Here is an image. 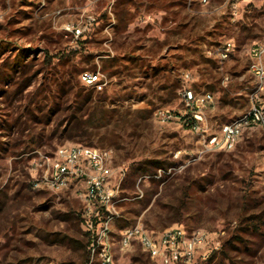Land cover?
Returning a JSON list of instances; mask_svg holds the SVG:
<instances>
[{
	"label": "rangeland",
	"instance_id": "rangeland-1",
	"mask_svg": "<svg viewBox=\"0 0 264 264\" xmlns=\"http://www.w3.org/2000/svg\"><path fill=\"white\" fill-rule=\"evenodd\" d=\"M90 15L91 29L76 37ZM227 41L233 50L221 61ZM261 43L264 0H0V264H89L85 180L54 183L40 156L69 145L110 151L107 186L119 184L120 200L114 264H163L137 242L119 247V228L139 221L155 236L175 225L208 232L190 263L206 264L237 226L241 195L264 212V128L246 130L231 151L208 144L254 101L250 51ZM72 68L73 91H91L87 102L55 82ZM84 71L99 72L101 83L83 84ZM187 89L213 96L198 123L182 99ZM37 92L57 97L48 123L26 118ZM72 110L79 128L69 134ZM252 264H264V244Z\"/></svg>",
	"mask_w": 264,
	"mask_h": 264
},
{
	"label": "built area",
	"instance_id": "built-area-1",
	"mask_svg": "<svg viewBox=\"0 0 264 264\" xmlns=\"http://www.w3.org/2000/svg\"><path fill=\"white\" fill-rule=\"evenodd\" d=\"M206 2L207 0H201ZM96 19L90 15L77 28H74L76 37L82 35L85 30H90ZM233 50L231 41L224 42L217 50V56L221 61L227 60ZM249 71L256 81L252 93L254 100L244 114L221 126L220 135L212 136L208 144L212 149L231 151L235 148L240 137L246 130L264 128V105L258 103L259 96L264 94V43L255 45L251 51ZM81 82L87 86L99 85L102 75L99 72L84 71L79 76ZM182 99L185 107L197 123L202 120V106L213 103L210 93L201 96L192 90H184ZM163 121L171 118L168 110L160 112ZM200 127L194 126L197 131ZM48 167V172L53 171V182L65 184L64 179L83 178L86 183V209L83 229L88 232V256L89 264H114L113 235L120 214L117 205L118 186L109 190L107 179L110 177L108 160L110 151L99 150L90 146L69 145L56 150L55 156L40 155ZM119 247L128 248L133 242L141 245L142 249L152 258L158 259L163 264H190L198 249L210 242L211 235L204 230L186 231L181 226L175 225L157 234L148 231L142 222H136L120 228ZM217 242L208 249L217 247ZM207 253V252H206ZM206 253L198 258H205ZM202 256V257H201Z\"/></svg>",
	"mask_w": 264,
	"mask_h": 264
},
{
	"label": "trees",
	"instance_id": "trees-1",
	"mask_svg": "<svg viewBox=\"0 0 264 264\" xmlns=\"http://www.w3.org/2000/svg\"><path fill=\"white\" fill-rule=\"evenodd\" d=\"M64 57V56H62ZM69 59L65 61L68 62ZM76 70L73 68L67 72L68 79L59 82L56 78L55 82L60 88V91L63 93H69V90L75 97L81 98L83 101L87 102L90 100L91 91L84 90H74L77 87V84L72 81ZM67 91V92H66ZM84 92V93H83ZM35 93L34 97L31 98L30 102L34 103V108H28L26 118L32 122L44 121L48 123L54 108H56V96H51L48 94ZM53 101L47 112H43L44 108L48 106V101ZM45 101L46 103H41ZM36 111L40 114H36ZM73 111V110H72ZM78 116L76 115V110L71 112L69 116L70 127L69 134H72L79 128L78 124L75 122ZM163 163L152 161L151 168L156 169L157 167L162 166ZM144 171H149L144 169ZM190 181V180H189ZM194 181H191V183ZM196 182V181H195ZM190 189V184L186 186L183 191L182 198L180 199L181 205L185 204L186 198L189 197L188 191ZM204 188L198 186L197 191H202ZM240 209L237 213V226L231 232V236L226 240L218 250H214L208 258L205 260L206 264H211L212 261L218 256L220 262L228 261L229 264H252L253 261L258 257V253L264 244L263 233L261 231V222L262 221V211L259 213H254L253 209L259 207L261 202L255 198H250L247 193H244L239 197ZM180 205V206H181ZM177 215H180V207H177L175 212ZM84 231V229H83ZM84 234L87 236L88 232L84 231ZM260 237V238H259ZM258 239V240H257ZM88 244V241H87Z\"/></svg>",
	"mask_w": 264,
	"mask_h": 264
},
{
	"label": "crops",
	"instance_id": "crops-1",
	"mask_svg": "<svg viewBox=\"0 0 264 264\" xmlns=\"http://www.w3.org/2000/svg\"><path fill=\"white\" fill-rule=\"evenodd\" d=\"M200 2H202L201 0H200ZM203 3V2H202ZM188 17H190L191 18V16L189 15ZM192 20H193V18H192ZM257 45V44H256ZM120 229V228H119Z\"/></svg>",
	"mask_w": 264,
	"mask_h": 264
}]
</instances>
